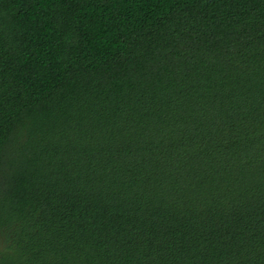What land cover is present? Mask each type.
I'll list each match as a JSON object with an SVG mask.
<instances>
[{
	"label": "trees",
	"instance_id": "1",
	"mask_svg": "<svg viewBox=\"0 0 264 264\" xmlns=\"http://www.w3.org/2000/svg\"><path fill=\"white\" fill-rule=\"evenodd\" d=\"M0 264H264V0H0Z\"/></svg>",
	"mask_w": 264,
	"mask_h": 264
}]
</instances>
